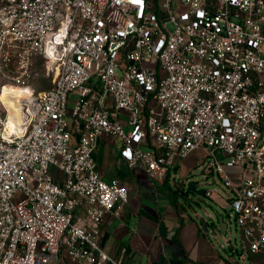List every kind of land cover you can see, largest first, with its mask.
Segmentation results:
<instances>
[{
    "label": "built area",
    "instance_id": "built-area-1",
    "mask_svg": "<svg viewBox=\"0 0 264 264\" xmlns=\"http://www.w3.org/2000/svg\"><path fill=\"white\" fill-rule=\"evenodd\" d=\"M37 56L56 75L24 131L0 112V264H121L99 226L129 188L101 174L104 136L158 182L201 150L241 231L232 262L264 264V0H0V68Z\"/></svg>",
    "mask_w": 264,
    "mask_h": 264
},
{
    "label": "crops",
    "instance_id": "crops-1",
    "mask_svg": "<svg viewBox=\"0 0 264 264\" xmlns=\"http://www.w3.org/2000/svg\"><path fill=\"white\" fill-rule=\"evenodd\" d=\"M120 150V142L104 136L95 152L102 176L129 188V200L120 205L119 214L107 215L99 226L103 249L121 264H231L230 257L224 258L214 248L198 220L185 215L183 204L169 186L171 171L180 172L181 161L195 154L192 164L199 166L204 153L195 150L178 159L163 182H158L143 168H130ZM175 192L177 196L179 190ZM75 212L89 225L84 202ZM59 264L70 263L62 260Z\"/></svg>",
    "mask_w": 264,
    "mask_h": 264
},
{
    "label": "rangeland",
    "instance_id": "rangeland-1",
    "mask_svg": "<svg viewBox=\"0 0 264 264\" xmlns=\"http://www.w3.org/2000/svg\"><path fill=\"white\" fill-rule=\"evenodd\" d=\"M55 65L49 63L46 58L37 56L30 67L29 74L23 73L15 65L1 67L0 93L4 86L9 85L25 91L32 98L38 97L41 92L53 87L56 75ZM7 111L6 105L0 99V112L6 114L8 113ZM114 140L119 142L118 139ZM193 162H195V154L181 161L180 172H175L174 169L171 171L169 186L171 187L172 193L183 204V212L185 215L190 214L199 223L201 218L208 220L209 215L222 216L224 222L227 224V229L225 233L223 232V226L221 228L217 226L210 229V240L214 248L224 258L233 257L234 259H238V255L232 253L231 247L240 248L243 241L241 231L237 228L233 216L230 214V192L217 174L206 178L203 167L197 164L193 165ZM53 171L57 179L63 180L65 178V174L61 170L54 169ZM191 181L195 183L197 190L216 189L217 192L213 191L212 196H206L204 194L199 195L194 191H188L187 184ZM181 185H184V188H181ZM175 189L179 190L177 196L175 195Z\"/></svg>",
    "mask_w": 264,
    "mask_h": 264
},
{
    "label": "bare ground",
    "instance_id": "bare-ground-1",
    "mask_svg": "<svg viewBox=\"0 0 264 264\" xmlns=\"http://www.w3.org/2000/svg\"><path fill=\"white\" fill-rule=\"evenodd\" d=\"M48 40H50V38H48ZM53 62L52 59L49 61L51 64ZM0 99L6 105L8 110V127L16 129L17 131L19 130V132L22 133L25 128L24 124L26 123L23 119V115L24 113H27L28 117L32 115L33 108L29 106V103L36 100V98L30 97L25 91L18 89L15 86L6 85L1 90Z\"/></svg>",
    "mask_w": 264,
    "mask_h": 264
},
{
    "label": "water",
    "instance_id": "water-1",
    "mask_svg": "<svg viewBox=\"0 0 264 264\" xmlns=\"http://www.w3.org/2000/svg\"><path fill=\"white\" fill-rule=\"evenodd\" d=\"M27 118H28L27 113H24L23 119L26 120ZM182 187H184V185H182ZM187 190L197 192L199 195L204 194V189L197 190L195 183L192 181L187 184ZM199 221H200L201 228L208 235L210 234V229L215 228L217 226H220V228L221 226H223V230H224L223 232L225 233L226 223L224 222V218L222 216L209 215L208 220L201 218Z\"/></svg>",
    "mask_w": 264,
    "mask_h": 264
},
{
    "label": "trees",
    "instance_id": "trees-1",
    "mask_svg": "<svg viewBox=\"0 0 264 264\" xmlns=\"http://www.w3.org/2000/svg\"><path fill=\"white\" fill-rule=\"evenodd\" d=\"M181 188H184V187H182V186H181ZM227 261H228L229 263H231V264L233 263V262H232V261H230L229 259H227Z\"/></svg>",
    "mask_w": 264,
    "mask_h": 264
}]
</instances>
